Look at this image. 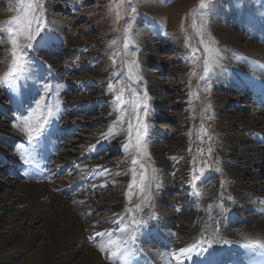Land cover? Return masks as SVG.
Wrapping results in <instances>:
<instances>
[{
  "label": "bare ground",
  "instance_id": "obj_1",
  "mask_svg": "<svg viewBox=\"0 0 264 264\" xmlns=\"http://www.w3.org/2000/svg\"><path fill=\"white\" fill-rule=\"evenodd\" d=\"M158 1L159 5L161 3L163 7L166 5L163 0ZM234 1L218 2L217 8L214 6L213 22L210 23L212 32L222 40L223 45L237 50L231 53L230 62L225 52H221V58L218 57V62L221 63L218 64H223L224 67L218 76L213 77L214 85L220 91L215 93V103L224 111L221 124L225 126L222 130L226 145L224 149L222 145V150L218 153L213 168L210 169L200 167L196 161L187 158L179 136L175 138L173 143L175 146L171 147L168 135H160L161 138H166L165 141L168 140L166 143L161 138H159L161 141L159 139L152 141L151 151L155 155L157 172L153 176L154 179L151 178L155 186L152 189L154 192L152 204L148 205L149 207L142 206V210L147 208L148 213L138 219L145 221L143 224H132L131 216L123 208V199L119 193L114 195L108 205L109 212L106 217L100 220L90 217L91 200L88 194L125 178L110 176L102 170L107 161L95 159L104 139H109L106 137L107 131H102L92 144L91 150L95 149L96 152L92 153L91 150L78 152L77 161L69 155L68 142H63V136L71 132L72 125L69 122L68 126L62 128L65 120L62 118L60 106L62 103L66 104L68 100L67 91L62 84L65 74L55 70L59 65L45 61L48 71L42 68L41 73V66L37 68L36 65H32L35 66L34 75L31 71L20 75L21 78L7 93L13 100V106L19 108L22 104H27V110L34 107L32 97L24 93H33L40 83H44L42 79H48L47 82L51 86L50 97L48 103L42 106V111L46 113L48 105L51 104L56 115L50 118L41 132L32 133L31 141L29 137H24L23 145L17 141L12 144V136L1 132L3 145L0 146V154L6 153V147H12L14 153L10 160L22 164L26 168L23 173L30 179L25 180L24 175L21 177L20 173H13L10 170L9 158H0V165L13 175V181L22 180L15 185L11 183L13 186L10 187L12 191L9 195H0V222L5 212H11L21 219V223L14 226L10 225V222L9 226H6V222H3L4 228H8L6 231H0V264H14L12 262L17 259L22 260V264H243L242 249L245 246L264 245V183L258 180L248 184L242 182V177L249 170L251 172L255 170L252 163L248 165V157L252 156L250 159L257 162L262 156L264 158V153H261V150L264 152V104L259 102L260 109L253 105L248 107L250 109L242 111L227 107L231 101L230 95L233 101H236V97L246 96L258 99L256 96L259 94L258 76L261 80L264 77V9L257 5L253 7L252 4L245 5L247 6L245 9L239 6L235 8L232 6ZM150 4V12L146 13L148 16L155 17V14L163 10L160 9L161 5L159 8L154 6V2ZM179 5H182V1L175 0L164 9L175 11L180 8ZM252 7L254 15L248 11ZM257 14L260 17L257 19L259 27L253 20ZM53 15L56 16L49 19L51 26H54L53 35L59 34L63 37L61 30L66 25L57 17V13ZM236 22L247 26L243 29V35L240 34L238 37L233 35V26ZM82 29L84 28L77 30ZM242 40L245 42L242 43ZM85 42L79 41L78 48L81 49ZM150 44L151 42L148 45ZM37 61L38 66L41 65L40 60ZM258 61H261V72L257 71ZM244 62L254 64L245 66ZM150 80L152 100L154 95L160 97L162 103L166 105L172 103L171 97L175 96L176 88L168 83L169 93L162 94L167 90L166 85L157 83L153 77ZM244 85H248L245 89L254 92V96L233 91L239 87L244 88ZM230 92L232 94H229ZM83 99L79 96L78 101ZM91 100V97L87 98L88 102ZM180 114L179 111L175 112L176 117ZM22 127L21 124V129ZM157 128L166 130L169 126L159 125ZM10 129L17 131V126L13 125ZM110 138L113 141H120L121 137L113 135ZM244 140L250 144L236 152L238 143ZM123 157L125 156L119 157L121 159L119 162H122ZM86 162L89 165L84 166ZM71 164L78 168L80 176L85 174L82 179H77L74 185H70L65 177H59L62 170ZM181 164L184 165V171L181 169L183 176L177 178L174 173L175 167ZM102 171L104 175H100ZM194 174L199 175L196 181L192 177ZM253 174L259 176L256 171ZM224 176L226 191L221 193L220 185ZM175 181L186 188L183 199L176 201L166 199L163 194L169 191ZM77 184L76 191L74 187H77ZM190 200L195 202L193 203L195 211L176 220L175 216L181 207L191 203ZM160 204L168 207V210L164 211ZM215 206H218V209L214 208ZM245 212H249L248 215H245ZM37 219L45 222L44 232L40 235L31 231L30 224ZM130 229H135L136 233L133 242L129 244V252L125 255L123 242L127 239ZM109 241L120 242V249L117 250L116 245ZM256 241L259 243H255ZM181 248L190 251L180 254L178 250ZM113 252L116 253L115 256H111ZM176 255L180 256L179 260L175 259Z\"/></svg>",
  "mask_w": 264,
  "mask_h": 264
},
{
  "label": "rangeland",
  "instance_id": "obj_2",
  "mask_svg": "<svg viewBox=\"0 0 264 264\" xmlns=\"http://www.w3.org/2000/svg\"><path fill=\"white\" fill-rule=\"evenodd\" d=\"M16 1L17 0H0V29L5 28L4 22L8 19V17L15 15L18 11L21 12L22 5L28 2V0H19L17 3L18 5L15 7L14 4ZM38 1L39 0H33L34 3H37ZM163 1L166 4L164 7L162 3L160 4L162 7L159 5L158 0H44L43 14L44 21L47 20L48 23V33L45 35L46 30L40 32L41 37L43 35L45 36L39 41V43H37L36 52L39 53L40 57L38 60H40L42 64L38 66L37 60L36 64L37 68L41 66L44 70L48 71V66L45 63V61H48L50 64L52 63V65H59V67L55 68V70H60L59 72L65 74V79L62 81V84L64 83L63 86L66 84L65 86L70 89L68 90L64 87L67 91L66 100H68L65 105L73 106L71 108L64 109V120H70V122H72L75 126V131L70 134L69 138L67 136L68 134H66V136L63 134V142H68L67 148L70 153L69 155L75 159L74 161H77V153L85 151L94 142V137L100 131L102 133V131L105 130L110 121L114 118V105L107 102L112 98L111 93L107 90V86L111 82V70L109 69V62L113 56V58L116 59L118 65H120V48L122 44L123 47L128 45V41H130V43L134 44L135 46L134 52L132 51L128 53L130 56L128 62H130V60L135 61L136 55H133V53H137L138 51L137 56H139L141 61H145L147 65L145 75L148 78V86L151 83V77H153L157 83L159 82L160 84L166 85L165 87L167 90H164L162 94L169 93L170 88L167 87L169 86L168 83L174 86V88L177 90V92L175 91L177 94L174 93L175 96L171 97L173 102L169 103V105L162 103L160 97L153 95V100H151L149 97V107L152 106V108L157 110V112L160 114L157 120H154L152 117H150V122L152 124L150 123L148 126V132L155 129L154 134L152 135V141H157V139L161 138V134L165 136L168 135V137H170L169 146L171 147L174 145L173 143L175 138L179 136L182 146L185 148L184 151L186 152L185 155H187V158L195 161L198 160L200 163L203 162L205 166L208 165L207 167H209L207 161H210V165H214V161H216L218 158V153L222 150V145L224 149L226 143L223 139L224 135L222 128L225 126L221 124L223 121L222 118L224 111H221V109L215 103V93H220V91L214 85V78L215 76L219 75V71L224 67L223 64L218 65V63H221L218 62L219 58L222 56L221 52H225V54L228 56V62H230L231 50L229 46H224L222 40L212 32L210 24L213 22V12L215 10L214 6L216 5L217 8V3H221L223 0H221V2L219 0H180V2L182 1V5H179L180 8H177L175 11L164 9L167 5L175 0ZM249 1L255 2V5H260V7L262 6L264 9L263 0ZM150 2H154V6H158L159 8L161 7L160 9H163L157 14L154 13L155 17L152 15L150 16H152L154 20H157L159 24L165 26L166 32L164 30L158 31L155 34H149L151 26H147L146 20L150 18L145 19L144 17L148 14V12H150ZM250 4L252 3L249 2L246 5ZM50 5H52V7ZM234 6H239L240 8L244 9L247 7L245 6L243 0H235ZM133 9H135V11H133ZM248 11L250 12V9ZM54 13H57V17L62 19L66 25L63 30H61L62 34L64 35L63 37L59 34L53 35L54 26H51L49 19L50 17L56 16L53 15ZM118 15L119 19L117 18ZM246 27L247 26H243L241 22H236V24L233 26V35L235 34L234 37H238L240 34L243 35V29ZM76 28L84 29L77 30ZM81 40H85L86 42L84 46L79 49L78 42ZM184 40L189 47L192 46V48H194V53L192 54L190 52V55L198 53L197 61L194 59V61L188 62L184 57V55H188V52H183ZM35 41L36 40L33 42ZM59 41L64 42L60 43L56 49H51L54 53L51 52L49 46H55L54 44H51V42L53 43ZM113 41H115V43H113ZM150 42L151 44L148 45ZM244 42L245 41L242 40V43ZM20 43L24 45L27 44L28 41L21 39ZM7 46L8 48L6 50ZM205 46L214 50V53H206L204 50ZM44 49H47L48 51ZM25 50L27 53V62L25 65L26 69L27 67L30 68V66L35 65V57L33 56V51L35 48L31 47L30 49ZM80 50H83V52L80 53ZM215 53H220V56L217 54L216 56ZM11 63V45L8 42V35L6 31L0 30V81H3L5 78ZM206 63L210 69V71L207 73L204 70ZM191 64L192 67H190ZM79 66H83L81 67L82 71L79 70ZM129 66L130 65H124V68L127 72H129L130 69ZM47 80L48 79H42V82L49 84ZM114 82L117 83V78L114 80ZM40 85L41 83L39 86ZM86 85H88L87 89L90 94L86 96L87 94L81 95V93H78V88L81 91L86 92ZM12 86L13 84H0V136L2 133H4V135L12 136L13 138L14 135L19 134L18 130L11 131L10 129L11 126L16 123L17 117L15 116V111L11 110V108H9L7 111L9 116H6L7 112L5 110L7 109L6 105L9 100L4 98L1 94L5 93L7 95V93L12 90ZM124 87L125 86L122 84L121 86L117 85L114 91L117 94H122L124 97H130V99L124 100V104H126L127 101H129V104H126L123 107L126 118H128V115H130V111L132 109V103L134 104L135 102H139L142 105L143 102H141V98L144 96V90L142 93L139 92V90L142 91L143 89L140 84H138L136 87H129L127 89ZM50 90L51 86L49 91ZM233 91L239 92L238 89ZM243 93L245 94L246 92ZM77 94L78 96L74 97ZM229 94L232 93L230 92ZM49 95L50 92L48 94V98L50 97ZM131 95L133 96V102ZM79 96L83 97L84 99L82 101H78ZM88 97L92 98L90 102L87 101ZM44 98L45 96L43 94L36 95V99ZM229 98L231 101L228 102L227 107H230L231 110L242 111L245 109H250L248 107L253 106L252 101H254V98L247 96L245 99L236 97V101H233L231 95ZM34 102H36V100H34ZM83 102H87L88 104ZM47 103L48 99L43 106H45ZM11 106L14 107L13 104H11ZM88 106H91L94 111L91 113L85 112V109L89 108ZM97 108H101V111H98ZM178 111L181 112V114L176 117L175 112ZM229 112L231 113V111ZM109 113L111 114L110 119L106 118V115ZM143 113L144 112L141 107L135 114H138L141 120H143V122L145 121L146 123L149 121V119L148 117H142ZM133 122H135V126H133L134 134L137 130V119L133 120ZM128 125V121L125 120L120 125V128L123 130L125 145L129 142L128 132L126 133ZM159 125H167L169 128L166 130H160L157 128ZM170 127H172V129H170ZM226 127H228V125H226ZM229 129L231 131V127ZM105 131H107L106 137L109 138L113 135H119L120 137L122 135L120 129L115 124L109 125V128ZM23 133L26 137H28L25 132ZM149 135L151 136L150 133ZM14 139L16 138H13V140ZM145 139H147V136ZM161 139H164L165 143L168 141H165V137ZM104 141V146H106V148H104L105 151H103L101 154L102 158L101 160L98 159V152L95 159L97 161H107L108 164L106 163L107 166L105 165L106 168H104H108L107 171H111V173H113L115 171L114 169H116L117 165H119L117 164V161H119V157L122 156L121 152L123 151V147L125 145L121 146L120 148L119 145H115L120 141H113L112 139H108V141L104 139ZM152 141H146L148 154L141 160V163L145 165V171L147 175V179L144 183V191L141 192L139 186V173L141 170L136 172V179L138 182H136V186L134 188L131 187L130 189H125L126 183L130 177L129 172L126 171L125 179L123 181H118L116 183L114 182L106 191H99L94 194L93 192L95 190H93L88 194L90 195L91 200V218L100 220L101 218L106 217L109 212L108 205L110 204L114 195L118 193L121 195V197L122 193H127L129 196L126 203H124V199L122 197L124 205L123 208L133 215L131 217L132 219L135 218L138 220L141 218H139L141 213L145 215L148 213V209L145 208L142 210V206L147 205L146 207H149L148 205L152 204L154 192L150 185V179L157 172V164L155 163L154 158L155 155L151 151ZM1 142H3L2 137H0V143ZM247 144L250 143H246L245 140L244 142L240 141L237 145L236 152H238L239 149L243 148ZM0 146H2V144H0ZM209 149H211V152L208 151ZM128 153L129 152L127 151L126 154H123L124 156H128L126 159L123 157L124 160L121 163V167L125 168L126 170L129 167V163L131 161V154ZM261 153H264L263 150H261ZM4 154H7L10 156V158H12L13 149L6 147V153ZM202 158H205L206 161ZM250 158H252V156L248 157V165L252 163L255 170L253 172L249 170L248 173L242 177V182L244 184H248L251 182L254 183L256 180H258L264 183L263 156L262 158L258 159V162ZM167 161H169V159H167ZM87 165H89L88 162H86L84 166ZM10 167H12L14 172L18 170V165L16 164H12ZM212 168L213 166L210 169ZM66 169H63L62 173L66 171ZM181 169L184 171L183 164L176 166L174 173L177 178L183 176ZM255 171L259 173V176L253 174ZM8 172L5 171V169L0 165V195H9L12 191V188L10 187L16 183L22 182L20 179L13 181V175ZM70 176V179L77 177L78 171H72ZM84 176L85 174L79 176L78 180L82 179ZM194 176L199 177L197 174H194ZM130 182L132 183V176L130 178ZM11 183H13V185ZM151 183L154 186L152 181ZM76 186L77 187L74 188L77 191L78 184ZM220 187L221 193H224L226 191L225 176ZM135 188L140 192H133ZM168 190V192H164V197L166 199L176 201L183 199L186 188L182 185L180 186L178 181H175ZM140 195H142V198ZM132 198H134V200ZM221 198L222 196H220V199ZM133 201L136 203L134 204ZM190 202L191 203H187L184 206L181 205L182 207L180 212L175 216L176 220L186 217L189 212L195 211L196 208L193 206V203L195 202L193 200H190ZM126 205L127 208H125ZM137 205H140L139 209H137ZM160 207L164 211L168 210V207H165L162 204H160ZM214 208L218 209V206H215ZM248 213L249 212H245V215H248ZM2 218L3 220L0 222L2 223V225H0V231H6L8 228H4L3 222H6V226H9V222L10 225L13 226L21 223L20 217H16L11 212H5ZM28 222H30L29 219ZM44 223L45 222H42L39 219L33 221L30 224L32 229L31 231H34L36 235H40L44 232ZM12 263L22 264V260L17 259Z\"/></svg>",
  "mask_w": 264,
  "mask_h": 264
},
{
  "label": "snow or ice",
  "instance_id": "obj_3",
  "mask_svg": "<svg viewBox=\"0 0 264 264\" xmlns=\"http://www.w3.org/2000/svg\"><path fill=\"white\" fill-rule=\"evenodd\" d=\"M39 10V11H38ZM135 11V9H133ZM119 19V15L117 16ZM46 28V24L44 22V14H43V4L42 3H34L33 0H28V2L24 5H22V11L20 14H18L16 17H14L11 21H9L8 26L4 29H0L2 31H6L8 35V42L11 45V56H12V63L9 67L8 72L6 73L5 78L3 81H0V84H15L16 80L20 77V75L25 70L26 65V50L30 49L33 45V41L36 39L37 35L43 31ZM127 31V30H126ZM24 39L28 41L27 44L22 45L20 43V40ZM115 43V41H113ZM205 52L209 54H213L214 50L209 49L207 46H205ZM218 54V53H215ZM135 55V53H133ZM136 61H132V64L129 66L130 68L134 66ZM210 71L209 67L207 66V63L205 65V72L207 73ZM131 78V76L129 77ZM112 85L109 84V88H111ZM43 89L45 92H48L50 89V85L48 83L43 85ZM117 101L120 102V104H124L125 101L122 99V94L117 95L115 97ZM143 103L142 105L139 102H135L133 104L132 112L133 114L137 113V110L142 107L144 115H148L149 111V105H148V93L145 91L144 96L141 98ZM42 100H37L35 102V106L32 107L30 110H28L27 115H24L22 117H18V119L22 122V131L25 132L29 140L32 139V133L41 132L45 126L49 123L50 118L56 115V112L53 110V106L51 104L47 107V112L42 111ZM58 107V106H57ZM39 113V115H37ZM137 119V130L133 134V125L129 123L128 125V139L129 142L124 146L125 151H128L131 154V160H132V183L129 185V188H131L133 185L136 184V170L135 166L139 165L141 171L139 173V186L140 191H144V183L147 179L146 171H145V165L141 163V160L143 157L147 156V142H146V136L148 133V125L141 120L139 115H136ZM15 126V125H14ZM211 152V149L208 150ZM155 171V170H153ZM100 175H104V172L102 171ZM154 179V177H153ZM198 177L193 176V180L196 181ZM199 195V193H197ZM137 209L140 208V205L136 206ZM145 221L137 220L135 218L132 219L133 225H140L143 224ZM135 229H130L127 233V239L123 242V248H124V254L127 255L129 252V244L133 242V239L135 237ZM122 234H124L122 232ZM109 243L115 244L117 247V250L120 249V242L116 241H109ZM250 243H253L250 241ZM255 243H259V241H256ZM264 247V245H261ZM180 254H185L190 251V249L187 248H181L178 250ZM116 253H111V256H115ZM111 258V257H110ZM176 260L180 259L179 255L175 256Z\"/></svg>",
  "mask_w": 264,
  "mask_h": 264
}]
</instances>
